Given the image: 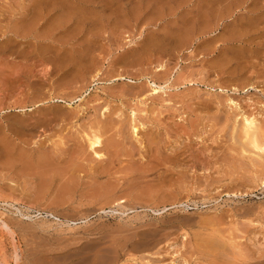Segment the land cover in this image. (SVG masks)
Wrapping results in <instances>:
<instances>
[{
    "label": "rangeland",
    "instance_id": "1",
    "mask_svg": "<svg viewBox=\"0 0 264 264\" xmlns=\"http://www.w3.org/2000/svg\"><path fill=\"white\" fill-rule=\"evenodd\" d=\"M247 115L264 0H0V264H264Z\"/></svg>",
    "mask_w": 264,
    "mask_h": 264
},
{
    "label": "bare ground",
    "instance_id": "2",
    "mask_svg": "<svg viewBox=\"0 0 264 264\" xmlns=\"http://www.w3.org/2000/svg\"><path fill=\"white\" fill-rule=\"evenodd\" d=\"M25 21H27V20H25ZM25 21L23 22V23H25ZM28 22V21H27ZM20 24V23H19ZM33 24H34V22H33ZM18 25V24H17ZM21 25V24H20ZM20 25L19 26H17L16 28H15V26H14V28H15V30H18V32H24V31H27V29L29 30V28L31 29L32 28V26H34V25H32L31 24V20H30V22H28L27 24L25 23L24 25H22L21 27H20ZM20 28H22V30H20ZM25 29V30H24ZM130 81V80H129ZM149 81V80H148ZM153 81V80H152ZM150 85L152 86V93L151 94H158L161 90H163V91H165V85L163 86V85H158L157 83H156V81L155 82H152V84L150 83ZM166 87H167V85H166ZM168 89V88H167ZM57 101H62V102H66V101H64V99L63 98H57ZM66 103H68V106L69 105H72V103L71 102H66ZM22 110L23 111H28V110H32V107H29V108H22ZM259 125L260 124H258L257 123V119L255 118V117H251V116H244V118H243V124H242V136L243 137H245V139H248L249 140V142L254 146V148H256L257 150L259 149L260 151L262 150H264V146H263V144H261L260 143V140H259V137H258V132H259ZM133 131H134V133H137L138 131H139V129H138V125L136 126V125H134L133 126ZM95 135V134H94ZM97 135V134H96ZM95 135V137L96 138H93L92 137V135L90 136V138L88 139L89 141V147L91 148V149H93L94 150V153L96 154V155H98V156H102V154H100L97 150V147H100L101 145H102V141H101V137L100 136H96ZM138 135V134H137ZM89 136V135H88ZM248 142V143H249ZM110 145H112L111 143H110ZM261 151V152H262ZM48 154V153H47ZM51 155H49V157H50ZM49 157H48V155H45L44 156V162H45V164L47 165V163H46V161H48V162H50V160L51 159H49ZM39 165V164H38ZM35 166L34 165V163H33V165H31V166H35L34 168H36V169H34V170H32V169H30V170H28L27 168H26V166L24 167V169H26V170H28L29 171V173H30V171H32L31 173H34V172H36L37 171V167L39 168V166ZM43 165H44V163H43ZM50 166H51V163H50ZM50 166H47L49 169L48 170H50L51 168H50ZM61 166V165H60ZM40 167H42V166H40ZM44 167V166H43ZM46 167V166H45ZM44 167V168H45ZM52 167V166H51ZM16 168V167H15ZM43 168V169H44ZM17 169V168H16ZM41 169V168H40ZM42 169V170H43ZM53 169H55L56 170V168H52L51 169V171L53 170ZM59 168H57V170H58ZM61 169V170H60ZM59 170L62 172V168H60ZM22 170H23V168H22ZM26 170H25V173H26ZM36 170V171H35ZM39 170V169H38ZM41 170V171H42ZM45 170V169H44ZM47 170V169H46ZM44 171L45 172V174L47 173V172H49V171ZM34 171V172H33ZM40 171V170H39ZM40 171V172H41ZM50 171V172H51ZM39 172V173H40ZM42 173H43V171H42ZM52 173V172H51ZM59 173V172H58ZM63 173V172H62ZM41 174V173H40ZM60 175V174H59ZM56 176H58V175H56ZM43 185V184H42ZM110 188V187H109ZM111 189V188H110ZM40 213V212H39ZM22 214V213H21Z\"/></svg>",
    "mask_w": 264,
    "mask_h": 264
}]
</instances>
